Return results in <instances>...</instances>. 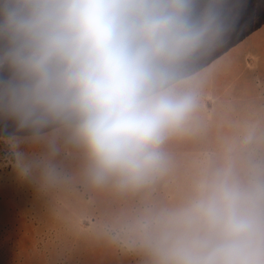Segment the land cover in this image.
<instances>
[{
    "label": "clouds",
    "instance_id": "9594fccd",
    "mask_svg": "<svg viewBox=\"0 0 264 264\" xmlns=\"http://www.w3.org/2000/svg\"><path fill=\"white\" fill-rule=\"evenodd\" d=\"M191 0H0L4 92L24 121L72 119L99 180L142 184L193 106L166 87L205 40ZM156 264H264V181L218 172L162 210L142 241Z\"/></svg>",
    "mask_w": 264,
    "mask_h": 264
},
{
    "label": "rangeland",
    "instance_id": "374dc122",
    "mask_svg": "<svg viewBox=\"0 0 264 264\" xmlns=\"http://www.w3.org/2000/svg\"><path fill=\"white\" fill-rule=\"evenodd\" d=\"M191 19L205 40L166 87L193 106L142 184L97 179L74 120L20 118L0 41V264H156L142 241L162 210L218 172L264 181V0H191Z\"/></svg>",
    "mask_w": 264,
    "mask_h": 264
}]
</instances>
